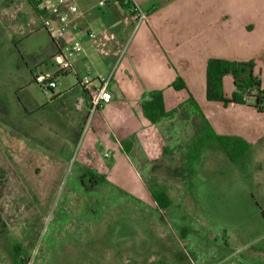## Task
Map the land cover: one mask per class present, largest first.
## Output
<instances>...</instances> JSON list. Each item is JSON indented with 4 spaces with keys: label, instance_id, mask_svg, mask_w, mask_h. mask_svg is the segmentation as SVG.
Segmentation results:
<instances>
[{
    "label": "rangeland",
    "instance_id": "374dc122",
    "mask_svg": "<svg viewBox=\"0 0 264 264\" xmlns=\"http://www.w3.org/2000/svg\"><path fill=\"white\" fill-rule=\"evenodd\" d=\"M21 2L0 0V54L8 58L0 62V85L9 84L3 94L12 106L21 90L16 75L35 62L32 53L17 60L4 37L20 39L17 14L10 16ZM25 3L45 17L40 5ZM30 44L40 47L33 40ZM59 63L56 58L50 70ZM72 79L59 78L54 91H62ZM11 116L16 126H25L19 109ZM95 117L71 153L64 151L67 165L57 179L53 173L63 165L62 156L58 160L52 152L21 141L18 166L2 152L8 150L3 142H14L17 135L0 126V264H225L229 251L224 234L231 235L232 243L238 236L231 247L236 258L244 261L256 251L259 255H250L247 264H264V142L251 143L233 164L227 156L223 161L214 141L199 146L194 119L183 131L163 128L165 134L157 137L152 151L142 144L146 135L137 133L123 142ZM192 153L195 158L190 159ZM76 164L105 180L82 186ZM151 189L167 194V209L156 205Z\"/></svg>",
    "mask_w": 264,
    "mask_h": 264
},
{
    "label": "crops",
    "instance_id": "0c3cea01",
    "mask_svg": "<svg viewBox=\"0 0 264 264\" xmlns=\"http://www.w3.org/2000/svg\"><path fill=\"white\" fill-rule=\"evenodd\" d=\"M99 2H103V5L99 6ZM135 2L146 13V20L136 29L134 13L120 0H74L78 14L71 17L69 30L57 42L52 41L42 28L43 17L39 16L37 7L28 6L25 0L20 6L14 5L15 12L10 17L17 14L15 18L19 27L16 29L20 31V39L16 41L14 36L4 37L13 45L17 60H24L25 56H30L29 53L35 59L32 65H25L22 74L16 75L15 84L21 88L19 92L24 93H19L20 97L24 101L26 97L32 98L33 104H42L48 100L50 96H45L34 80L53 76L67 62L69 68L63 70L59 78L64 80L72 76L74 79L69 80L66 87L56 93L76 85L87 76V70L91 88L98 85V79L110 75L111 101L97 112V118L105 125V131L112 136H120L123 142L129 140V136H139L137 133H140V136L146 135L142 144L147 145V150L151 148L155 151L153 147L159 141L157 137L165 134L163 128L183 131L182 127H189L193 119L197 126L199 119L192 114V108L187 104L192 98L215 135L241 138L250 148L251 143L260 146L264 142V113L256 111L253 100L246 97L243 104L228 105L208 102L205 86L207 60L216 58L236 62L254 60V74L259 77L264 89V0ZM44 13L46 18L48 15ZM89 34L96 37L97 44L92 43ZM103 35L112 38L104 40ZM22 39L28 44L25 45ZM31 40L40 43V47L38 44L35 47L29 45ZM73 41L80 43L77 56L69 57L60 52V47ZM56 58L61 63L50 70ZM0 62H8L5 54H0ZM2 70L4 68L0 67V72ZM177 79L183 82L184 89L172 88ZM8 85L5 82L0 85V101L12 108L13 112L19 109L22 113L16 92L14 106L8 101L9 96L3 94ZM155 91L162 92L166 111L176 110V114L171 119L163 118L154 124L145 118L141 104L149 100ZM223 91L229 99L233 92L230 77L223 79ZM32 102H26V106L32 105ZM92 131L97 135V129ZM217 143L215 145L220 149L225 162V157L229 158L228 151ZM242 158L233 161V164ZM237 241L238 236H234L233 243ZM224 242L229 251L225 264H247L250 255H259L252 251L249 257L245 256L244 261L239 260L234 256L236 251L231 249L235 246L231 235L224 234Z\"/></svg>",
    "mask_w": 264,
    "mask_h": 264
},
{
    "label": "trees",
    "instance_id": "16d2710c",
    "mask_svg": "<svg viewBox=\"0 0 264 264\" xmlns=\"http://www.w3.org/2000/svg\"><path fill=\"white\" fill-rule=\"evenodd\" d=\"M254 66L253 61L236 62L216 58L208 59L205 86L207 101L222 102L224 105L229 103L243 104L245 98L250 97L253 100V107L256 111L264 113V89L261 87L259 77L254 74ZM62 75V73H56L51 76V79H58ZM226 77H230L233 81V92L229 99L225 97L223 91V79ZM34 83L38 86L36 80H34ZM172 88L181 90L185 86L180 79H177L172 84ZM92 97L90 90L82 86L80 81L64 92L56 93L54 89L51 90L49 100L42 104H33L32 98L24 101L16 92V99L22 110L21 118L25 122L24 127H18L14 124L11 116L13 114L12 108L0 101V126L9 128L17 135V139H13L14 142H7L6 140L3 142V144L5 143L3 145L4 148L7 147L8 150L2 152L8 153V155L5 154L6 158H12V161L14 158V162L18 166H22L21 162L16 158L17 150H21L24 145L21 141H25L28 146L35 145L52 152L58 160L62 156L61 164L63 163V165L55 166L56 170L53 173L57 179L60 174V168L67 165L63 161L64 151L67 149L70 154L71 150L79 143L88 117V108ZM78 99L83 100V106L80 110L76 109ZM26 102H32V105H35L32 111L27 109ZM187 104L192 108V114L199 119L196 132V136L199 137V139L197 138L199 146H202L207 140H213L227 149L228 156L232 161H237L245 155L250 148L246 141L238 137L215 135L195 101L190 98ZM141 107L145 118L154 124L163 118L171 119L176 114V110L166 111L161 91L153 92L149 100L142 102ZM95 116V119L98 120L97 113ZM125 148L126 152L130 151L129 147ZM190 157H192L190 159L195 158L194 153L190 154ZM76 167L77 173H80L79 176L76 174L79 184L82 183L81 179L88 177L93 180L91 182L93 186H98L100 182L105 180L104 176L97 177L88 168H83L78 164H76ZM150 192L153 201L159 208L167 209L169 207L170 200L166 193L155 189H151ZM19 249V246L15 247L16 255H19Z\"/></svg>",
    "mask_w": 264,
    "mask_h": 264
},
{
    "label": "built area",
    "instance_id": "2783aa9c",
    "mask_svg": "<svg viewBox=\"0 0 264 264\" xmlns=\"http://www.w3.org/2000/svg\"><path fill=\"white\" fill-rule=\"evenodd\" d=\"M33 4L40 5L47 13V17L42 19V28L45 30L47 35L51 38L52 41L57 42L61 39L70 27V20L72 16L78 14L77 7L74 3V0H28ZM124 5L129 6L131 12L135 16V29L141 25L146 20V13L141 10L135 0H120ZM103 2H99V6H102ZM89 37L92 39L93 44H97L96 37L92 34H89ZM104 40H109L112 36H102ZM61 51L67 54L69 57L77 56L80 51V43L78 41H73L70 44H66L60 47ZM126 46L122 50V54L125 51ZM69 65L65 62L61 68L57 71V74H63L64 71H67ZM89 70H87V76L80 81V84L90 90L92 94V99L88 108V117L87 123L85 125L86 129L90 128V123L94 118L95 114L105 107L111 101V94L109 92V82L110 75L105 78L98 79V85L94 88L90 87L91 80L89 76ZM39 90L45 95L50 96L51 90H55L58 82L57 79H51V76L40 77L37 80ZM83 106V100L78 99L76 108L80 110Z\"/></svg>",
    "mask_w": 264,
    "mask_h": 264
},
{
    "label": "flooded vegetation",
    "instance_id": "af4514ba",
    "mask_svg": "<svg viewBox=\"0 0 264 264\" xmlns=\"http://www.w3.org/2000/svg\"><path fill=\"white\" fill-rule=\"evenodd\" d=\"M92 134H94V133H92ZM84 179H86V180H84ZM81 181H82V183H80L82 186L83 185H86V182L87 183H90V184H92L91 182H93V180L91 179V178H83V179H81ZM93 186V185H92Z\"/></svg>",
    "mask_w": 264,
    "mask_h": 264
}]
</instances>
